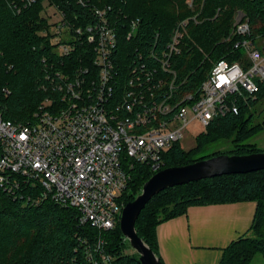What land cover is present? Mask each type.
<instances>
[{
    "label": "built area",
    "instance_id": "1",
    "mask_svg": "<svg viewBox=\"0 0 264 264\" xmlns=\"http://www.w3.org/2000/svg\"><path fill=\"white\" fill-rule=\"evenodd\" d=\"M90 12L92 23L72 28L63 11L49 8L53 48L41 58L40 87L50 94L30 119L6 118L0 101V188L15 197L25 189V204L50 199L74 208L81 225L103 231L119 222L136 164L159 170L192 121L205 129L213 118L237 113L238 101L256 97L264 87V47L248 37V20L237 11L232 33L241 38L231 49L242 50V58L214 60L193 88L197 74L177 65L194 16L179 20L163 43L156 35L131 49L120 64L119 42L138 37L139 18L121 19L110 4H92ZM102 243L98 235L97 250Z\"/></svg>",
    "mask_w": 264,
    "mask_h": 264
},
{
    "label": "trees",
    "instance_id": "2",
    "mask_svg": "<svg viewBox=\"0 0 264 264\" xmlns=\"http://www.w3.org/2000/svg\"><path fill=\"white\" fill-rule=\"evenodd\" d=\"M186 1L90 0V4L80 5L75 0H31L29 4L23 0H0V101L5 108L4 116L26 121L50 94L49 89L40 85L44 80L41 58L49 56L53 48V22L48 13L51 6L64 12L72 28L94 21L90 14L92 4H110L113 14L127 18L126 21L139 18L138 37L131 41L121 39L115 53L117 61L123 64L131 49L146 45V40L156 35L158 45L163 43L179 20L191 16ZM196 1L202 2L198 10L202 19L198 23L189 22L191 19L187 22L188 33L184 41L188 45L181 50L177 65L182 73L190 70L192 75L204 73L219 58L229 61L242 58V50L231 49L241 38L230 33L237 11L247 18L248 37L252 41L264 36V0H194V3ZM119 29L123 31L122 27ZM224 37L228 39L222 40ZM198 75L188 86L195 87ZM263 97L264 87L254 99L238 101L237 113L213 118L205 131L197 135V143L190 150H183L179 141L175 142L164 152V164L160 169L223 153L263 151L245 141L264 127V119L262 124L252 123L253 105ZM225 140L230 141V149L199 155L212 144ZM153 173L145 164L134 166L122 194L125 204L134 199ZM22 192L15 197L0 188V264H141L135 251L126 252L129 243L121 233L119 222L109 230L98 231L89 225H81L76 209L50 199L25 204L21 197L27 191L23 189ZM29 192L34 196L39 189L32 188ZM248 200L256 203L252 224L223 249L217 264H250L256 254L264 259V169L222 174L165 188L154 194L140 211L135 230L161 260L155 233L159 223L183 214L191 205ZM249 232L253 235L249 236ZM98 235L103 240L99 250L95 247Z\"/></svg>",
    "mask_w": 264,
    "mask_h": 264
},
{
    "label": "crops",
    "instance_id": "3",
    "mask_svg": "<svg viewBox=\"0 0 264 264\" xmlns=\"http://www.w3.org/2000/svg\"><path fill=\"white\" fill-rule=\"evenodd\" d=\"M256 203L191 205L155 228L163 264H217L223 249L251 226Z\"/></svg>",
    "mask_w": 264,
    "mask_h": 264
},
{
    "label": "water",
    "instance_id": "4",
    "mask_svg": "<svg viewBox=\"0 0 264 264\" xmlns=\"http://www.w3.org/2000/svg\"><path fill=\"white\" fill-rule=\"evenodd\" d=\"M264 169V151L247 154H218L189 164L165 167L155 171L142 185L140 192L122 208L119 228L129 245L138 254L141 264H163L153 250L137 235L135 220L159 191L191 181L231 173Z\"/></svg>",
    "mask_w": 264,
    "mask_h": 264
},
{
    "label": "rangeland",
    "instance_id": "5",
    "mask_svg": "<svg viewBox=\"0 0 264 264\" xmlns=\"http://www.w3.org/2000/svg\"><path fill=\"white\" fill-rule=\"evenodd\" d=\"M200 2V3H199ZM186 5L188 8L191 9V13L189 15L194 16V19H191L189 22H194L198 23L202 18L199 17V12L198 10L201 8L202 2L201 1H196L195 3L193 2L192 6H189L188 0L186 1ZM187 15V16H189ZM186 16V17H187ZM190 17V16H189ZM235 23V16H234V21L232 22V26L234 27ZM189 25V24H188ZM233 31V28L230 29V33ZM188 33V32H187ZM226 37L222 38L225 39ZM228 37L226 38V40ZM256 43L258 44L259 47H262L264 44V36L256 38ZM188 44V42H187ZM208 54L206 53L205 57H207ZM253 110L255 111V115L253 117L252 123H260L262 124V121L264 119V97L258 100L254 105H253ZM205 131V129L195 120L192 121L185 129L182 131V137L179 140V145L180 147L187 151L193 148L197 141V135L200 134L201 132ZM246 142L255 144L256 149L258 150H263L264 151V127L258 130L257 132H254L247 140ZM231 143L229 140L225 141H219L218 143L212 144L208 148L200 151L201 154H204V152H211L213 150H221V151H226L230 149ZM249 236H252L253 233L249 232ZM256 235V234H255ZM134 250L133 248L128 245V249L126 252L132 253ZM250 264H264V259L262 255L256 254Z\"/></svg>",
    "mask_w": 264,
    "mask_h": 264
}]
</instances>
